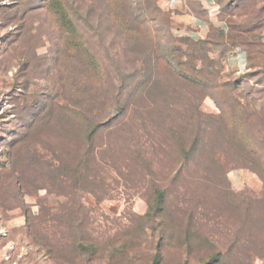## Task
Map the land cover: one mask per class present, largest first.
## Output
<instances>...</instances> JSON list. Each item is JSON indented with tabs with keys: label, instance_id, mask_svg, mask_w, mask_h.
<instances>
[{
	"label": "rangeland",
	"instance_id": "rangeland-1",
	"mask_svg": "<svg viewBox=\"0 0 264 264\" xmlns=\"http://www.w3.org/2000/svg\"><path fill=\"white\" fill-rule=\"evenodd\" d=\"M175 1L0 0V264H264V0Z\"/></svg>",
	"mask_w": 264,
	"mask_h": 264
},
{
	"label": "trees",
	"instance_id": "trees-1",
	"mask_svg": "<svg viewBox=\"0 0 264 264\" xmlns=\"http://www.w3.org/2000/svg\"><path fill=\"white\" fill-rule=\"evenodd\" d=\"M231 34L228 37V41L230 42L231 46L237 47V46H243L246 47V49H250L251 45H252V41H251V31L248 29L245 30H241L238 29L236 26H231ZM221 36L224 37V34L221 33ZM186 45L194 52H198V51H202L203 55L202 58L201 57H197L192 56L193 59H196L198 61V64L200 63L201 65L207 67V69L209 71H213L214 67L212 65V61H209V49H207V44L208 42L206 40H198V41H193L191 38H188L186 40H184ZM229 51L232 50V48L228 49ZM194 55V54H193ZM222 59L226 60V58L224 57V55L222 56ZM153 264H159V259H155Z\"/></svg>",
	"mask_w": 264,
	"mask_h": 264
},
{
	"label": "crops",
	"instance_id": "crops-1",
	"mask_svg": "<svg viewBox=\"0 0 264 264\" xmlns=\"http://www.w3.org/2000/svg\"><path fill=\"white\" fill-rule=\"evenodd\" d=\"M205 1L208 4H210V5H213L216 2L215 0H205ZM175 2L178 3L177 8L181 9V8L185 7V4L183 3L182 0H176ZM196 25L201 27L202 33H204V31H205L204 29L206 27V23L203 20L198 19V20H196ZM244 60H246L245 59V54L244 53H237V54H234V55L229 57V64H230V66L233 69L238 70L241 67V62L244 61Z\"/></svg>",
	"mask_w": 264,
	"mask_h": 264
},
{
	"label": "built area",
	"instance_id": "built-area-1",
	"mask_svg": "<svg viewBox=\"0 0 264 264\" xmlns=\"http://www.w3.org/2000/svg\"><path fill=\"white\" fill-rule=\"evenodd\" d=\"M173 5H174L175 8H177L178 3L175 2ZM195 35H196V34H195ZM193 36H194V35H193ZM244 65H245V62H244ZM0 233H2V229H0ZM6 259H9V256H6Z\"/></svg>",
	"mask_w": 264,
	"mask_h": 264
}]
</instances>
